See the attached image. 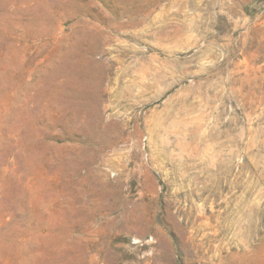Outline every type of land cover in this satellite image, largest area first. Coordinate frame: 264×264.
<instances>
[{
    "label": "rangeland",
    "instance_id": "obj_1",
    "mask_svg": "<svg viewBox=\"0 0 264 264\" xmlns=\"http://www.w3.org/2000/svg\"><path fill=\"white\" fill-rule=\"evenodd\" d=\"M0 264H264V0H0Z\"/></svg>",
    "mask_w": 264,
    "mask_h": 264
}]
</instances>
